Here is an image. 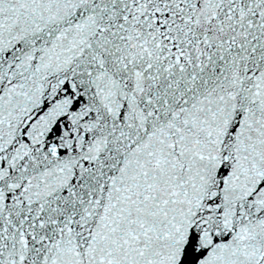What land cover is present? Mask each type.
Instances as JSON below:
<instances>
[{"label": "snow or ice", "instance_id": "1", "mask_svg": "<svg viewBox=\"0 0 264 264\" xmlns=\"http://www.w3.org/2000/svg\"><path fill=\"white\" fill-rule=\"evenodd\" d=\"M0 264H264V0H0Z\"/></svg>", "mask_w": 264, "mask_h": 264}]
</instances>
